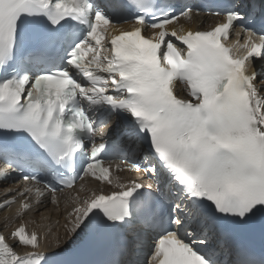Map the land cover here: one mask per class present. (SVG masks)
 <instances>
[{
  "label": "snow or ice",
  "instance_id": "6c2138e0",
  "mask_svg": "<svg viewBox=\"0 0 264 264\" xmlns=\"http://www.w3.org/2000/svg\"><path fill=\"white\" fill-rule=\"evenodd\" d=\"M153 2L107 0L105 6L120 16L133 5L147 12ZM219 7L214 15L223 22L207 30L168 31L166 25L201 11L163 13L151 23L140 14L117 23L90 0H0V66H9L16 55L22 17L43 14L52 26L64 21L61 27L70 17L88 25L64 67L0 80V148H9L8 130H23L69 173L56 185L22 176L19 190L6 187L7 177L18 169L0 161L5 165L0 188L11 197L0 208L19 200L21 211L32 209L33 190L37 203L47 194L58 204L57 193L96 172L97 180L119 189L105 194L100 188L83 198L69 193L64 237L35 228L26 234L23 220L14 231L0 233V264H39L41 259L72 264L59 250L81 231L87 234L86 246L107 242L104 264H141V233L153 236L147 264H264V249L241 239L243 230H258L264 238V79L257 80L254 67L264 57V0H224ZM126 23L132 30L118 27ZM237 25L245 51L234 56L221 39ZM149 30L152 35L146 36ZM35 40L27 55L45 60L65 43L60 33L38 34ZM177 82L184 95L176 94ZM96 105L112 109L99 123L88 115ZM117 109L129 113L136 127L121 132L117 126L113 147H119L121 135L143 141L153 163L127 161L128 170L155 177L162 165L171 173L167 192L157 184L110 179V168L102 166L105 142L97 143V137L106 140ZM81 150L88 162L77 175L71 161ZM108 229L121 231L110 235ZM42 241L51 259L46 251H35ZM17 244L33 250L19 254Z\"/></svg>",
  "mask_w": 264,
  "mask_h": 264
},
{
  "label": "bare ground",
  "instance_id": "6f19581e",
  "mask_svg": "<svg viewBox=\"0 0 264 264\" xmlns=\"http://www.w3.org/2000/svg\"><path fill=\"white\" fill-rule=\"evenodd\" d=\"M177 26H178V25H176L175 28H178ZM179 28L185 30V29H188V28H190V27H189L188 24H185V23H184L183 25H180ZM37 228H38V227H37ZM63 232H64L63 230L60 231V233H62V237H64V233H63ZM41 246L45 247V241H42V242H41Z\"/></svg>",
  "mask_w": 264,
  "mask_h": 264
}]
</instances>
